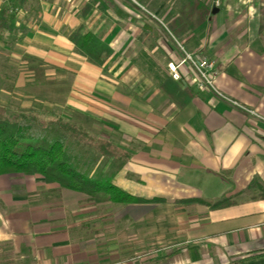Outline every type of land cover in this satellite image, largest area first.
Returning <instances> with one entry per match:
<instances>
[{"label":"crops","instance_id":"0c3cea01","mask_svg":"<svg viewBox=\"0 0 264 264\" xmlns=\"http://www.w3.org/2000/svg\"><path fill=\"white\" fill-rule=\"evenodd\" d=\"M225 1L214 17L206 3L157 0H22L8 15L0 107L102 125L130 159L101 176L141 201L2 175L0 264H264L262 5ZM78 30L112 49L102 67L76 51ZM183 49L215 58L224 97L199 90L189 66L172 78ZM168 79L192 100L170 101Z\"/></svg>","mask_w":264,"mask_h":264},{"label":"trees","instance_id":"16d2710c","mask_svg":"<svg viewBox=\"0 0 264 264\" xmlns=\"http://www.w3.org/2000/svg\"><path fill=\"white\" fill-rule=\"evenodd\" d=\"M264 2V0H263ZM89 13V9L85 14ZM261 36H264V6L261 8ZM8 11H0V29L5 31ZM76 51L87 57L96 66L102 67L112 55V49L103 38L92 33L74 32L71 37ZM170 85L173 89H169ZM162 92L176 106L183 107L192 100L187 88L168 79L161 85ZM62 132L65 136L78 139L86 145L94 143L95 150L104 159L114 162L127 161L130 156L114 144L96 140L85 129L63 118L45 120L38 113L11 114L0 107V176L6 174L40 175L48 183H57L65 189L87 193L101 202L99 196L115 203L141 201L114 186L107 174L101 176L102 169L92 170L72 156L65 146V137L51 138L47 133ZM198 203V201H196ZM199 202H202L199 200ZM230 205L229 202L216 204V207ZM214 206V207H215Z\"/></svg>","mask_w":264,"mask_h":264},{"label":"rangeland","instance_id":"374dc122","mask_svg":"<svg viewBox=\"0 0 264 264\" xmlns=\"http://www.w3.org/2000/svg\"><path fill=\"white\" fill-rule=\"evenodd\" d=\"M139 1H141L143 3H148V0H139ZM157 1L158 2H162L163 1V2H167V3L172 2V3H175V4H177V3L181 2V1H187L190 4H193V5L198 4V2L199 3H204V4L206 3V4L209 5L208 9H210L212 6H214V8L216 9L215 11L217 13H218V10L217 9L220 8V7H222L223 6V2H224V0H157ZM228 1L229 0L225 1V4H227ZM260 1H261V5L263 7L264 6V2H263V0H260ZM8 15H10V14H8ZM187 15H189V14H187ZM216 15L217 14L214 13V15H212V16L214 17ZM261 22H262V19H261ZM4 32L5 31H2L0 29V37L2 39H3V35L2 34ZM263 42H264V40H263ZM252 49L257 50V48H255V46H253ZM182 53H183L184 56L182 57L181 60L178 61V64L181 63L183 60H185V58H186L187 55H192L194 57L197 56L199 58H204V59H206V60L214 63L215 66L217 67V69L220 70V74H221V72H222L221 66L218 64V62L215 60L214 57H212V58L202 57V56H199V55H197L195 53H189V52H187L184 49L182 50ZM0 59H1L0 60V63H3L4 62L3 51H0ZM173 64H175V63H170L168 65V68H169V72H170L172 78L174 79V77L172 75V72H171V69H170V66L173 65ZM186 66H189L191 69H193L194 76L191 75V73H190L189 76L191 77L192 82L195 83L194 80L198 81L199 80V77H198V74H197L196 70L193 68V66L190 63H185V65L180 68V70H179V73H180V76H181L180 80L182 79V74H181L182 73V70ZM5 69H6L5 67L0 66V101H4V100L8 101V100H10V98H8L10 96L9 95L10 94V91H6L5 85L2 84L3 83L2 81L4 79ZM219 76L214 81L215 82L214 86H215V89H216V92H214V93L215 94H219L220 96L222 95L224 97V95L220 92V90L218 89L217 84H216ZM176 81H179V80H176ZM195 85L197 86V84H195ZM197 88L199 89L198 86H197ZM199 90H201V89H199ZM207 90L209 91V89H207V88L206 89H203V91H207ZM43 91L45 92L44 95H45V98H46V95L47 94H50V93H48V91L46 92V88H44ZM210 91H212V90H210ZM7 93H8L9 96L7 95ZM12 102H13V104H11V105L14 106V107H17L19 105V103H17L15 100L12 101ZM232 102H234V104H235V101L232 100ZM14 107H11V108H14ZM242 108L245 109V110H247L249 112V114L252 115L253 117H256L257 118L258 115H259L256 112V110H252V109L249 110L246 107L245 108L242 107ZM17 109H18V107H17ZM18 113H32V111H27V110H20L19 111L18 110ZM40 115H43V114H40ZM86 126L85 127H82V128L85 129L96 140L100 139L102 141H107V142L110 141L109 140L110 137H111L110 136V131H108L107 129L102 128V125H100V124H91V125H88L87 124ZM47 134H48L49 137L55 138V139H58L60 137V135H63L65 137V146L71 152L72 156H74L78 160V162H80L81 164H83V165H90L91 166L90 168L92 170H97L98 168L104 169L106 167V165H107L106 163L109 162V159H104L103 157L99 156V153L95 150L94 143H92V145L83 144L82 142H79L78 139L71 138L70 136H65L60 131H55V133L50 132V133H47ZM116 163L117 162H114V161L112 163V165H113L112 168L114 169V171H115L116 168H118L116 166ZM122 164H124L123 161L121 162V165ZM108 174H110V173H108Z\"/></svg>","mask_w":264,"mask_h":264},{"label":"built area","instance_id":"2783aa9c","mask_svg":"<svg viewBox=\"0 0 264 264\" xmlns=\"http://www.w3.org/2000/svg\"><path fill=\"white\" fill-rule=\"evenodd\" d=\"M21 1L22 0H0V7L5 6V9L8 11V14L12 15L19 10L18 5L20 4ZM185 63H190L193 66V68L196 70L199 80L198 81L194 80L195 82L194 84H197L199 89L203 90L207 88L209 90H212L213 92H216L214 81L220 75V70L217 69L214 63L204 58L187 55L185 60H183L181 63L173 64L170 66L172 75L175 80H180L181 76L179 70L181 67L185 65ZM221 97L223 96L221 95Z\"/></svg>","mask_w":264,"mask_h":264},{"label":"water","instance_id":"95a60500","mask_svg":"<svg viewBox=\"0 0 264 264\" xmlns=\"http://www.w3.org/2000/svg\"><path fill=\"white\" fill-rule=\"evenodd\" d=\"M214 13H216V11H214Z\"/></svg>","mask_w":264,"mask_h":264}]
</instances>
